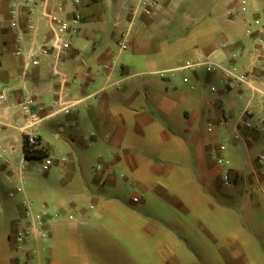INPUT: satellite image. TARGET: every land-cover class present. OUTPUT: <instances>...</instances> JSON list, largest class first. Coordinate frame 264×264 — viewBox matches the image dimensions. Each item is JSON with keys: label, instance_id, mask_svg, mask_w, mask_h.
Segmentation results:
<instances>
[{"label": "crops", "instance_id": "crops-1", "mask_svg": "<svg viewBox=\"0 0 264 264\" xmlns=\"http://www.w3.org/2000/svg\"><path fill=\"white\" fill-rule=\"evenodd\" d=\"M12 1L0 0V23L3 18L7 21L6 27L0 25V47L8 42H12L15 47V32L10 26L9 16ZM41 1L42 5L33 15L36 27L34 42L37 44L45 42L49 37L50 12L52 15L56 11L57 17L69 19L72 11L77 9L81 20L76 25V33L70 37V48L57 61L51 54L47 55L41 58L38 66H30L24 73L22 58H16L14 64H9L0 53V78L7 81L5 84L8 88V97L0 102V141L5 147V160L0 162V188L7 187V196L8 191L19 182L20 164L23 165L20 172L23 184V163L29 161L22 153L23 131L20 126L23 114L16 108H10V101H27V111H37L44 117L38 126L25 132H32L39 138L47 156L60 158L66 151L68 158H75L78 164L89 159L104 163V167L95 168L88 182L104 184L113 181L114 170L117 171V168L128 170L132 176H146L150 179L157 170L153 159L159 160L165 149L173 147L195 148L199 159L198 169L202 173L208 170L205 155L208 156L209 161H213L210 164L211 173L222 181L221 170L211 153L215 154L221 144L215 142L226 138L230 139L228 142L231 153L243 150L250 168L248 181L253 180L254 184L259 185L262 174L256 169L262 168L264 162L259 165L258 156L252 159L249 150L260 131H264V63L253 66L254 56L245 48L240 35L246 15L232 18L227 14V10L238 7L241 0H217L216 9L204 15L207 27L199 30L192 21H188L187 27L182 30L152 27L149 17L140 14L132 17L130 8L133 0H79L76 5H72L71 0ZM243 1L248 7L258 9L257 14L264 12V0ZM222 4L227 9L221 13L218 10ZM59 6L61 11L57 10ZM126 32H129L126 47L121 48ZM118 35L120 41H117ZM95 36L104 41L102 47L85 60L83 52L88 48L89 39ZM173 36L176 39L170 42ZM224 42L230 46L220 50L219 45ZM117 43L118 48L115 46ZM29 44L30 40L27 38L25 45ZM237 47L246 51L235 63L241 69L253 68L255 72L253 86L237 87L238 97L245 98L243 106H239L238 110L234 109L232 100L226 105L217 96L209 101L206 111L193 106L183 108L181 113L175 112L176 101L168 93H162L157 82L151 79L128 80L127 72L134 65L135 59L140 66L148 69L147 72L157 74V70L149 69L158 64L170 65L162 70H185L181 68L182 64L172 63V55L176 49L184 50L194 58L212 53L216 62L227 64L231 51ZM140 87H143L145 94L140 93ZM211 91L215 92L216 87L213 86ZM59 93L63 100L74 103L67 113L56 111L55 101ZM152 108L157 111L158 116L154 115ZM204 119H209L212 131L215 128V132L206 138L197 130L198 124ZM242 120L248 122L249 126H245ZM165 123L170 124L168 129ZM235 132L240 135L237 141L232 136ZM16 144L20 146L22 155L19 166L12 163ZM56 162L63 170L69 168L65 160ZM230 169L231 179L236 184L243 183L245 178L242 170L234 166ZM260 187L264 194L261 185ZM158 188L159 186H155V189ZM16 194L27 198L24 188L14 196ZM137 197L139 202L142 195ZM20 202L14 199L3 206L0 198V210L16 211L21 207ZM43 208L56 214V219L48 225L49 235L45 242V251L40 253L36 264H88L85 249L91 243L86 242L83 234L96 224L93 221L100 218L99 211L91 213L83 209L77 216L68 212L65 202H58L52 208ZM200 225L210 234L202 223ZM1 228L4 234L0 232V264H17L24 255L13 248L10 241L13 230L7 229L8 223L0 220V230ZM227 238L233 242L238 241L233 234ZM159 252L164 262L175 259L168 242L159 247ZM91 254L104 264H122V253L114 250L109 252L108 247L105 248L102 260L98 255ZM75 258L79 261H75Z\"/></svg>", "mask_w": 264, "mask_h": 264}, {"label": "rangeland", "instance_id": "rangeland-1", "mask_svg": "<svg viewBox=\"0 0 264 264\" xmlns=\"http://www.w3.org/2000/svg\"><path fill=\"white\" fill-rule=\"evenodd\" d=\"M216 1L160 0V13L149 19L150 26L182 30L187 27L188 21H192L197 30L206 28L204 15L216 9ZM226 9L222 4L218 11L222 13ZM6 22L3 18L0 25L6 27ZM240 35L245 48L253 52L254 47L243 27ZM171 39L169 41L174 42L176 37ZM118 40H121L119 35ZM103 42L98 36L90 38L83 58L88 60L100 50ZM118 44H115L116 48ZM129 44L130 41L127 46ZM0 53L9 64H14L18 59L14 55L12 42L1 44ZM172 57L173 64H183L186 60L194 59L193 55L180 49H176ZM137 61L135 59L134 65L127 72L128 80L151 79L157 82L161 92L168 93L176 101L175 112L181 113L183 108L193 106L206 111L209 101L217 96L226 105L232 100L235 110L245 102V98L238 97L237 87L223 90L224 82L219 71L208 73L203 67L162 70L170 66L165 63L149 69L157 70L155 74L147 72L148 69L140 66ZM235 65L241 68L237 63ZM160 72H163L162 76ZM0 83L7 81L0 78ZM213 86L216 87L215 92L211 91ZM138 90L145 94L143 87ZM152 111L158 116L154 108ZM165 124L168 129L170 124ZM208 125L212 127L209 119H204L197 126L198 132L205 138L215 132V128L207 132ZM229 140L223 138L215 143L223 142L226 145L228 149L223 152L227 160L226 168L234 166L242 170L245 178L243 183L236 184L231 180L225 185L218 176L211 173L210 164L213 161L210 162L208 156L205 155L208 170L202 173L198 169L199 159L195 148L173 147L165 149L159 160L153 159L157 170L150 179L146 176H132L128 170L117 168V171L114 170V180L104 184L88 182L97 166L104 167V163L96 159L78 164L75 158H68L65 151L60 157L65 158L69 168L63 170L54 162L46 172L41 170L42 159L29 160L23 163V188L34 211L43 207L52 208L58 202H65L68 212L77 216L83 209L91 213L99 211L100 218L93 221L96 224L83 234L86 242L91 243L85 249L88 264H104L91 253L102 260L107 247L109 252L114 250L122 253V264H264V194L252 190L256 184L253 180L248 181L250 168L247 157L241 149L231 153ZM249 152L252 159L264 153V131H260ZM211 154L215 155L213 152ZM12 156L13 165L19 166L22 155L18 144L14 145ZM256 170L262 174L259 185L264 190V166ZM155 186L159 188L155 189ZM6 190L5 186L0 188L3 206L14 199L22 202L21 194L8 197ZM137 195H142V199L135 203L132 197ZM21 213L22 207L16 211L0 210V220L6 221L7 229L12 228L14 231ZM200 223L210 234L201 228ZM0 232L4 234L2 228ZM230 234L236 236L238 245L227 238ZM165 242L171 244L175 256V259L166 262L159 252V247ZM12 252L15 253L14 249ZM24 262L25 257L22 256L17 264ZM33 264H36V260H33Z\"/></svg>", "mask_w": 264, "mask_h": 264}, {"label": "built area", "instance_id": "built-area-1", "mask_svg": "<svg viewBox=\"0 0 264 264\" xmlns=\"http://www.w3.org/2000/svg\"><path fill=\"white\" fill-rule=\"evenodd\" d=\"M72 5L79 3V0H71ZM41 0H13L9 8L10 26L15 32V47L14 55L23 59V71L27 72L30 66H38L41 62V58L47 55H52L54 60L57 61L63 53L70 48V37L76 33V25L81 20V14L77 9L72 11V16L69 19H62L55 15L56 11L52 15L51 12L48 16L51 19L49 37L45 42L37 44L34 42L36 35V27L33 22V15L42 5ZM161 3L160 0H133L131 5L132 17L140 14L144 17L154 18L160 13ZM58 11H61V6L58 7ZM258 13V9L250 8L246 5V2L241 0L238 7H230L227 10L228 16L235 18L240 15H246L244 20V33L250 39L254 50L249 52L253 57V66L257 63H264V12L262 16ZM126 32L122 41L121 48L126 47L128 38ZM30 40L28 46L25 45L26 40ZM229 43H221L219 45L220 50L228 49ZM246 50L244 48L237 47L231 51L227 64H220L216 62L212 53L205 56H197L193 60H186L181 68H198L203 67L207 72L219 71L224 82V90H231L234 87H251L255 81L254 69H239L235 65L236 59L242 55ZM163 72H160V76ZM64 80V78H62ZM7 86L5 83H0V102L4 101L8 97ZM27 101L16 103L10 101L8 106L10 108H16L23 114V122L20 129L23 131V135L26 137V142L30 150H43V146L39 138L32 132H25L26 130L35 128L44 119L37 111H27ZM57 105V112L67 113L74 103L65 101L62 99L60 93L55 101ZM244 112H246L244 110ZM245 126H249V123L242 120ZM208 132H212V127L208 125ZM233 140L240 139V135L233 133ZM226 146L224 143L219 144L217 151L214 155V159L219 169L221 170L220 176L225 185L231 182V169L226 168L227 160L223 156ZM5 147L0 141V162L5 160ZM41 170L46 171L54 162L65 160L64 157L56 158L54 156L42 157ZM264 162V155L260 154L257 157V163L262 165ZM98 168V167H97ZM23 165L18 167L19 182L8 191V196L13 197L16 192L23 191L22 176L20 175ZM254 191L261 192L260 185L253 187ZM133 202L138 201V197H132ZM22 213L20 219L16 221L14 231L10 236V241L13 248L16 251L21 252L25 257L24 264H33V260L40 257V253L45 251V242L48 239V225L56 219V214L42 208L41 210L34 211L32 205L26 197H23L21 202Z\"/></svg>", "mask_w": 264, "mask_h": 264}, {"label": "trees", "instance_id": "trees-1", "mask_svg": "<svg viewBox=\"0 0 264 264\" xmlns=\"http://www.w3.org/2000/svg\"><path fill=\"white\" fill-rule=\"evenodd\" d=\"M22 153H23V157L26 160H37L46 156L45 151L43 150H37V151L30 150L27 145L25 136H22Z\"/></svg>", "mask_w": 264, "mask_h": 264}]
</instances>
